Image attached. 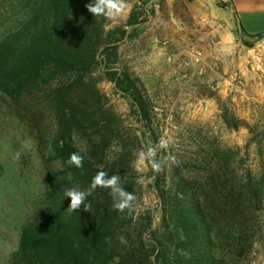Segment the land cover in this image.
<instances>
[{
  "label": "clouds",
  "instance_id": "clouds-1",
  "mask_svg": "<svg viewBox=\"0 0 264 264\" xmlns=\"http://www.w3.org/2000/svg\"><path fill=\"white\" fill-rule=\"evenodd\" d=\"M129 7L126 0H91L86 5L87 10L96 16H103L109 20H116L121 16ZM27 146V145H26ZM159 148H167L168 141L161 139L158 142ZM138 160L141 165H150L154 172L161 170V163L155 159L156 148L153 146H147L146 148L138 152ZM171 163H176L175 157L168 158ZM68 166H74L75 168L83 167V157L77 153H72L68 160L65 161ZM73 174L69 173L67 179L73 180ZM121 178L115 174L109 176L107 172L100 170L92 178L88 189L81 190L79 186H73L64 191V198L67 197L70 200L67 210L69 212H75L83 206L85 211L91 209V203L86 202L87 197L97 188L109 189V195L113 199V207L118 212H125L129 215L134 211L133 202L136 200V196L133 192H128L124 189V185L121 184ZM121 242H125L123 237L120 238ZM106 242L110 243V238H106Z\"/></svg>",
  "mask_w": 264,
  "mask_h": 264
}]
</instances>
